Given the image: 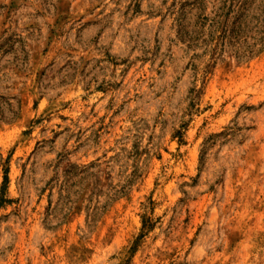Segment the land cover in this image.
<instances>
[{
  "label": "rangeland",
  "instance_id": "obj_1",
  "mask_svg": "<svg viewBox=\"0 0 264 264\" xmlns=\"http://www.w3.org/2000/svg\"><path fill=\"white\" fill-rule=\"evenodd\" d=\"M220 2L0 0V264H264V50L178 34Z\"/></svg>",
  "mask_w": 264,
  "mask_h": 264
},
{
  "label": "trees",
  "instance_id": "obj_2",
  "mask_svg": "<svg viewBox=\"0 0 264 264\" xmlns=\"http://www.w3.org/2000/svg\"><path fill=\"white\" fill-rule=\"evenodd\" d=\"M260 2L236 0L233 10L234 0H221L209 15H197L190 28L180 20L178 34L192 46H212L215 51L228 45L239 58L254 56L264 50V6Z\"/></svg>",
  "mask_w": 264,
  "mask_h": 264
}]
</instances>
